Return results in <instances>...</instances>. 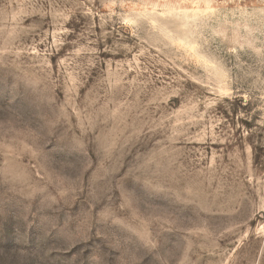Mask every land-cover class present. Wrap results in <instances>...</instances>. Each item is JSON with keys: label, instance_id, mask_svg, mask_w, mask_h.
<instances>
[{"label": "rangeland", "instance_id": "1", "mask_svg": "<svg viewBox=\"0 0 264 264\" xmlns=\"http://www.w3.org/2000/svg\"><path fill=\"white\" fill-rule=\"evenodd\" d=\"M0 264H264V0H0Z\"/></svg>", "mask_w": 264, "mask_h": 264}]
</instances>
